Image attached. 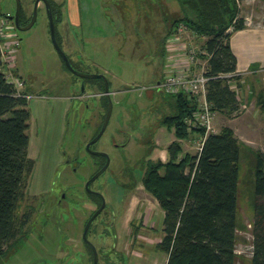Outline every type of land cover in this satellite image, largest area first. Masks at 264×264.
<instances>
[{"label": "rangeland", "instance_id": "1", "mask_svg": "<svg viewBox=\"0 0 264 264\" xmlns=\"http://www.w3.org/2000/svg\"><path fill=\"white\" fill-rule=\"evenodd\" d=\"M101 1L107 15V7L115 6L128 21V27L127 31L117 33L116 38L105 39L110 51L99 52V58L94 61L104 63L109 69L105 73L107 79L117 80L126 87L123 91H114L111 85L112 113L103 135L91 147L106 152L110 161L106 170L89 184L90 189L100 190L107 206L91 223L87 237L96 246L98 264H110L112 258H116L114 264H166V253L159 252L155 244L163 236L162 217L145 226L141 221L143 213L152 210L151 216L155 215L158 207L141 185L149 160L143 146L145 141L150 145L157 137L165 146L172 138V132L166 128L169 123L166 118L176 113V96L164 93L157 85L169 71L166 69L165 37L177 19L189 14L194 18L195 13L182 7L177 0ZM20 2L23 10L32 12L33 0ZM15 8L16 0H0L1 12L14 14ZM236 11L237 16L247 17L251 24H263V0H241ZM110 16L114 18L110 14L108 20ZM15 33L20 40L18 69L29 90L68 94L72 99L62 134L56 124L50 129L49 124L30 121V153L35 163L27 181L28 195L17 210L18 217L30 212V218L20 238L0 257V264H92L93 255L86 246L83 229L99 199L88 191L85 182L104 161L101 156L89 153L85 144L103 121L106 112L104 90L97 82H88L85 93L81 94V77L66 68L53 46L43 4L39 5L31 27L16 29ZM189 38L194 46H200L202 39ZM70 58L83 72L102 73L97 71L99 68L93 61L81 63L72 55ZM200 61L206 63L205 58ZM198 64L196 71L201 69ZM239 76V79L228 80L239 100L238 110L213 111V126L216 132L230 130L239 142L236 264H250L255 160L259 152L264 154V67L259 72ZM200 137L201 133L193 130L189 137L183 138L180 157L184 153L196 154ZM76 154L78 161L67 162ZM158 158L159 154L154 156ZM56 160L59 162L54 165ZM121 180L129 181V197L124 202L125 209L128 207L125 218L133 216L134 220L125 240H118L109 224L118 212L110 206L106 190L111 181ZM127 246L128 261L113 257L120 249L126 253ZM125 255L120 256L124 258Z\"/></svg>", "mask_w": 264, "mask_h": 264}, {"label": "trees", "instance_id": "2", "mask_svg": "<svg viewBox=\"0 0 264 264\" xmlns=\"http://www.w3.org/2000/svg\"><path fill=\"white\" fill-rule=\"evenodd\" d=\"M239 1L177 0L182 7L192 10L195 16L193 18L189 14L177 19L165 37L166 43L175 26L183 22L196 33L197 39H202L200 48L205 53H199V56L206 60L205 75L209 79L205 96L212 111L229 113L239 108L237 95L228 84V80L240 77L236 72L237 59L229 43L232 32L246 24L244 17L237 16ZM49 2L60 44L56 30L60 6L53 0ZM30 16L25 18L22 8L20 24H26ZM2 65L0 51V257L11 249L29 222L30 212L18 217L17 210L21 200L28 195L27 181L34 165L28 154L30 111L27 93L17 92L15 85L6 79ZM224 74L233 75L220 76ZM93 80H97L99 88L104 90L101 78ZM173 95L176 96V113L166 118L169 122L166 126L174 129L178 139L187 138L193 129L188 128L184 117L195 111L196 100L186 93ZM103 98L107 109L105 94ZM194 131L201 135L204 133L202 128ZM167 151L169 157L166 162L148 160L141 178L144 187L164 210L163 236L157 246L168 255L166 264H236L238 139L230 130L224 129L208 133L194 155L186 153L179 157L181 145L177 140L168 144ZM99 156L104 161V156ZM251 231L250 264H264L262 152L255 160Z\"/></svg>", "mask_w": 264, "mask_h": 264}, {"label": "crops", "instance_id": "3", "mask_svg": "<svg viewBox=\"0 0 264 264\" xmlns=\"http://www.w3.org/2000/svg\"><path fill=\"white\" fill-rule=\"evenodd\" d=\"M53 1L60 6V16L58 22L56 23V30L60 40V46L69 57L72 65L78 70L79 68H77L74 65L73 60L70 58L71 55L74 58H76L77 62H81V63L92 62V61L95 62L94 60H97V57L99 58L98 56L99 52L108 53L110 51V45L108 43L107 44L104 43L106 42L105 39L112 37L114 39L117 37L116 36L117 33L123 32L125 30L127 31L128 21H126L121 16V14L119 13V11L115 6L113 7L112 5V7H107L108 15L110 14L114 15V18L110 16L111 19L110 20L107 19L108 15L105 13V7H103V3L101 0H53ZM40 4L43 3L39 2L38 8ZM24 14H25V18H28L32 14V12H29L27 9H24ZM245 19H246L245 27L232 32L229 38L231 49L237 59L236 72L239 75L241 74L243 75L249 72H259L264 67V24L261 23L257 25L251 24V21L247 17H245ZM99 42H101L103 45L99 44ZM121 47H124V43L121 44ZM98 48L100 49L98 50ZM18 52L19 49L14 56L15 64L12 67V71L18 78H20L23 81V91L27 93L29 108L31 111L29 126L31 123L30 121L33 120H35L36 122H40L41 124L44 125L49 124L50 129L54 124H56L58 128V132L60 134L61 132H63V129L65 128V124L68 118L71 96H69L68 94L67 95L59 94V93L51 94L43 91L41 92L30 91L29 90L30 88L28 87L24 76L20 73L18 69V62H17ZM95 63H96L95 67L100 69L97 70L98 72L100 71L105 75V73L109 71V69L104 65V63L103 64H101L100 62L98 63L95 62ZM92 65L94 66V63H92ZM85 79L89 81H84L85 88L81 94L85 93L86 84L88 82L89 84L97 82L99 86V82L97 80H93V78H85ZM108 81H109V88L112 85L113 87L112 90L114 91H123L126 87V85H123V83H119L117 80L111 82V80L108 79ZM156 81L158 82V79ZM112 90L110 89L111 92ZM98 94H100V92ZM35 112L37 115L36 117H35ZM166 128L168 131H171L173 135L165 146L162 145V139L158 137L156 140L152 139L150 141L151 143L150 145H146L149 142L145 141L146 143L143 146L144 147L143 149L147 150L146 156L150 160H161L162 162H166L168 160L169 155L167 151V146L170 142L176 140V138L174 136L175 135L174 129L168 128L167 126ZM182 139H178L181 145V152H182V143H181ZM31 147H32L31 134L29 127L28 154L33 159V161H35L32 153H30ZM158 154L160 155V158L154 159V156ZM178 156L180 157V152ZM57 162H59V160H56V162H54V165H56ZM141 185L145 190L146 194L150 196L152 202L153 203L155 202V204H157L158 206L155 215L152 214L151 216L152 210H148L147 214L143 213L141 217L142 224L143 226H145V224L147 225L149 221L156 222L157 219L160 220V218L162 217V230H163L164 210L160 206L158 200L144 187L142 181H141ZM106 190L108 192V200L110 199L109 200L110 206L113 208L114 211L118 212V215L115 216V219L113 221L112 229L115 230L114 232L118 240L119 239L125 240L127 234H129V225H132L134 221L133 216L129 217V219L125 218V214L128 213L127 212L128 207L126 208L127 209L126 210L124 207L125 205L124 202H126V199L129 197V181H123V180H121V182L111 181V183H109V185L107 186ZM152 218H156V219H152ZM135 227L134 229H136ZM131 228L133 229L132 226ZM127 240H129V235ZM159 241L160 240H158L155 244L157 245ZM120 250L118 251L119 253L115 254V256L113 257L118 256L119 259H122V261L124 262L128 261L129 247L127 246L126 253L125 251H123V249ZM158 251L161 253L164 252L162 250H158ZM122 254L124 255L127 254V256L125 255L126 257L123 258L120 256ZM166 256H168L167 253ZM115 259L116 258H112L109 263L114 264Z\"/></svg>", "mask_w": 264, "mask_h": 264}, {"label": "built area", "instance_id": "4", "mask_svg": "<svg viewBox=\"0 0 264 264\" xmlns=\"http://www.w3.org/2000/svg\"><path fill=\"white\" fill-rule=\"evenodd\" d=\"M0 17V51L3 60L2 71L6 79L15 85L18 93L23 91V81L12 71L15 64V53L20 47V40L17 38V29L12 14L1 12ZM197 38L196 33L185 23L179 22L173 32L166 39V69L169 71L164 75L163 80L158 83V88L166 94L186 93L196 100V109L192 114L184 117V122L189 129L202 128L203 135L199 139L198 150H200L203 140L208 133L216 132L213 126L214 112L211 104L206 99L207 81L209 77L205 75V64L199 62V53H205L200 46L192 44V39ZM200 63L201 69L196 71V65ZM199 65V64H198ZM197 65V66H198ZM224 74L220 76H231ZM237 252L235 247V253ZM250 255H252V244L250 245Z\"/></svg>", "mask_w": 264, "mask_h": 264}, {"label": "water", "instance_id": "5", "mask_svg": "<svg viewBox=\"0 0 264 264\" xmlns=\"http://www.w3.org/2000/svg\"><path fill=\"white\" fill-rule=\"evenodd\" d=\"M39 2H42L46 8V12H47V17H48V24H49V32H50V38L51 41L53 43V46L55 47L56 51L58 52V54L60 55V57L62 58L65 66L67 67V69H69L72 73H74L76 76L81 77V91H84V79L85 78H101L104 82V91L103 93L105 94L106 98H107V102H108V106H107V110L104 116V119L102 121V124L98 130V132L94 135V137L92 139H90L87 143H86V150L93 154V155H103L105 157V163L95 172L93 173L85 182V187L88 189L89 192L95 193V194H99L100 198H101V204L98 207L97 210L94 211V213L89 217V219L87 220L84 229H83V238L91 245L92 247V251H93V261L92 264H97L98 262V253L97 250L95 248V246L93 245V243H91L90 241H88L87 237H86V233L88 231V228L91 224V222L95 219V217L101 212V210L104 208L105 206V198L103 197V194L99 193V192H95L94 190L90 189L89 184L95 180L99 175H101L106 168L109 165V161H110V157L109 155L104 152V151H98V150H94L91 148V145L94 144L97 140H99V138L103 135L107 124L109 122L111 113H112V107H113V101L111 98V91L109 88V81L107 79V77L103 74V73H87V72H83L80 71L78 69H76L69 57L67 56V54L63 51V49L61 48L57 38H56V34H55V22H54V18L52 15V11H51V6H50V2L49 0H34V5H33V10H32V14L30 16L29 21L26 24H20V14H21V2L20 0H16V8L14 11V14H12V18L14 20V24L16 26L17 29L19 30H24V29H28L29 27H31V25L34 23L36 17H37V12H38V4Z\"/></svg>", "mask_w": 264, "mask_h": 264}, {"label": "flooded vegetation", "instance_id": "6", "mask_svg": "<svg viewBox=\"0 0 264 264\" xmlns=\"http://www.w3.org/2000/svg\"><path fill=\"white\" fill-rule=\"evenodd\" d=\"M23 25H24V24H23ZM107 106H108V105H107ZM92 138H93V137H92ZM92 138H91V139H92ZM92 145H93V144H92ZM92 145H91V147H92ZM85 149H86V144H85ZM102 156H103V155H102ZM78 158H79V155L76 154V155H74L72 158H69V159L67 160V162H68V161H71V160H72V161H78ZM104 163H105V157H104V162H103V164H104ZM103 164H102V165H103ZM102 165H101V166H102ZM101 166H100V167H101ZM100 167H99V168H100ZM99 168H98V169H99ZM74 169H76V168H74ZM98 169H97V170H98ZM95 172H96V171H95ZM95 172H93V173H95ZM93 173H92V174H93ZM94 191H95V192H99V193H101L100 190H96V189H95ZM101 194H102V193H101ZM93 195H95V196L99 199V203H98V205L96 206V209H95V210H97L98 207H99L100 204H101V198H100L99 194H95V193H93ZM60 201H61V200H60ZM60 201H59V202H60ZM106 202H107V201H106ZM105 206H107V203H105ZM105 206H104V207H105ZM103 209H104V208H103ZM103 209L101 210V212L103 211ZM95 210H94V211H95ZM113 211H114V210H113ZM101 212H100L96 217H98V216L101 214ZM93 213H94V212H93ZM96 217H95V218H96ZM93 221H94V220H93ZM93 221H92V222H93ZM92 222H91V223H92ZM109 224H110V226H113V222H112V223H109ZM90 225H91V224H90ZM87 235H88V231H87V233H86V237H87ZM87 239H88V237H87ZM84 240H85V239H84ZM88 241H90V240L88 239ZM90 242L93 243L92 241H90ZM85 243H86V246H87L88 249L92 252V255H93V251H92V247H91V245H90L86 240H85ZM93 245L95 246L94 243H93ZM95 248H96V246H95ZM96 250H97V249H96ZM97 252H98V251H97ZM92 261H93V259H92Z\"/></svg>", "mask_w": 264, "mask_h": 264}]
</instances>
